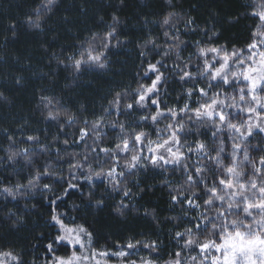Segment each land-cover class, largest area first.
Here are the masks:
<instances>
[{"label": "trees", "instance_id": "obj_1", "mask_svg": "<svg viewBox=\"0 0 264 264\" xmlns=\"http://www.w3.org/2000/svg\"><path fill=\"white\" fill-rule=\"evenodd\" d=\"M253 2L55 0L48 10L44 0H0V253L11 252L21 264H49L51 255L45 246L60 234L51 220L55 211L64 224L83 225L92 234V250L118 251L132 243L142 259L153 264H170L176 259L175 252L181 253L184 262L191 250L197 249L183 248L185 240L203 239L191 221L196 218V223H202L199 217L205 209L176 204L171 197L177 194L174 189L189 187L185 181L191 172L198 181L191 190L209 198L204 189L205 184L207 188L214 186L216 176L211 169L215 164L197 153L195 144L201 141L214 149L219 133L214 137L210 123L196 119L189 110L184 121H179L184 124L181 141L193 148L191 153L185 151L188 171L182 166L158 167L162 163L152 165L149 161L129 171L126 161L130 156L116 152V145L127 138L131 147L133 131H143L151 140L154 135L148 121L137 124L151 112L139 109L132 119L134 112L126 110V105L137 99L139 85H151L153 76L149 78L145 71L149 63L158 60L161 72L170 74L167 90L159 99L163 109L179 106L187 99L188 89L204 88L208 97L218 92V81H212L211 88L199 74L182 81L180 69L186 63L192 73H197L196 65L203 68L198 48L245 49L259 24L251 15ZM37 10L42 17L40 27H33L28 20L36 19ZM169 14L171 21L164 24ZM189 19L193 21L190 25ZM113 27L115 33L108 37ZM171 37L178 40L173 42ZM149 40L155 45L147 43ZM99 53L104 54L103 67L85 62L79 69L75 67L76 60L83 57L86 61V54ZM116 93L121 94L118 107L111 103L117 99ZM208 97H202L205 103ZM49 111L57 118H47ZM68 116L74 118L73 123L68 122ZM101 117L103 125L93 133L92 122ZM259 122L264 126V120ZM119 124L124 125L123 132ZM240 126L244 131L247 123ZM81 129L89 131L83 140ZM30 136L38 140H28ZM238 141L255 146L259 154L264 151V132L254 130L246 140ZM23 149H28L27 154ZM101 149L114 151L109 155ZM261 157L264 155H259L258 162ZM77 164L82 167L72 169ZM113 167L124 173L116 177L118 184L106 175ZM196 167L206 169L203 180L192 171ZM260 171L264 172V165L260 164ZM45 172L50 175H42ZM69 181L76 187L69 188ZM45 184L51 192L43 188ZM5 188H11L12 194ZM54 193L62 196L55 204ZM203 199L197 198V202L203 205ZM210 211L207 215L214 217ZM185 229H193V236L176 237V232ZM153 242L154 250L143 246ZM54 249L57 256L64 257L72 251L64 243L54 244Z\"/></svg>", "mask_w": 264, "mask_h": 264}, {"label": "snow or ice", "instance_id": "obj_2", "mask_svg": "<svg viewBox=\"0 0 264 264\" xmlns=\"http://www.w3.org/2000/svg\"><path fill=\"white\" fill-rule=\"evenodd\" d=\"M55 3V0H44V5L50 6ZM254 11L251 15L255 18H258L259 24L256 25L255 31L252 33V42L249 43L245 49H235L233 48L231 52H228L224 49L223 46L220 48H198L197 55L203 61V68L199 65H196L197 73H192L188 70V64H185L183 69H180V80L190 81L199 74L204 79L208 80V87H212V81H218L217 87L220 85H229V86H238L241 81L244 82V87H237V92L239 94V102H242L245 105H248L246 108H239V111L249 114V121L252 120V117L255 116L257 121L255 123H247L246 129L241 130L235 123H233L234 117L231 113L226 114V108H237L238 102L235 95L228 96L225 95L224 98H220L222 93L215 92L211 97H208V92L204 88H198L197 91L202 97H208V102L200 104L198 108L191 109L195 113L196 118L206 119L210 126L214 129L212 135L215 137L217 133H223L226 129L231 130L235 133L233 137V151L231 153V159L233 161L231 166H228L224 169L228 179L219 178L217 181H213V187L207 188L205 184L204 195L207 199H203L200 192L192 191L191 186L198 183V181L193 177L191 172H188L185 183L189 186L187 189H174L177 192L176 195L171 197V200L176 204L188 205L190 208H201L204 207V212L201 213L199 219L202 223H196V218L192 219L193 227L196 231L206 233V238L204 240L192 239L189 238L185 240V243L182 245L183 248H198L202 254V259L200 264H264V172H261L259 169H255L253 165L254 175L248 181L246 186L241 182L240 178L245 175L242 168L236 164V159L238 152L241 150V143L235 142L237 139L240 141L246 140L248 136L253 134L254 130L259 132H264V126L259 122L264 120V95L259 93H264V0H254L253 5ZM41 15L39 10L36 13V19L33 20L29 17L28 22L33 27H40ZM172 15L165 17L163 23L169 24L171 21ZM117 17H113L114 21H117ZM193 21L189 19L188 24H192ZM115 33V28L113 27L111 31L107 33L108 37L113 36ZM168 36L166 32L164 34ZM215 35V33H214ZM93 40L96 39L94 36ZM173 42L178 40V37H171ZM147 43H152L155 45V42L149 40ZM180 43H183L182 41ZM198 43V42H197ZM106 47V45H105ZM171 50V49H170ZM247 53V55H245ZM168 52H165L167 55ZM209 54H211V61L208 59ZM103 53L98 55L88 56L89 61L96 62L100 64L101 67L104 66L101 63V58ZM144 55V53H142ZM86 61L81 60L75 61V67L79 69L81 63ZM161 64V61H156L155 64L149 63L145 75L149 73L155 75V79L152 80L150 86H145L143 84L139 85L135 89V93L138 96V99L135 103L140 107H147L148 102L156 106V112L150 116L142 117L141 119L147 121L151 120L153 123H156L159 118H162L167 113L170 117H176L179 115L174 109L168 108L165 111L160 110L159 108V89L157 87L158 83L163 77V73L160 72L157 65ZM231 77V79H230ZM150 78V76H149ZM120 93H116L117 99L113 100L111 103L114 107H118V98ZM187 95L190 98L192 96V89L187 90ZM247 96V98H246ZM42 100H47V97H41ZM50 102V101H49ZM127 109H132V104L126 105ZM188 103L184 104V107L179 109V112L187 113L189 111ZM47 118L56 119V115L52 111L47 113ZM74 118L68 116V122L73 123ZM88 121H85L87 124ZM103 125V117L97 121L92 122V132L95 133ZM117 127V125H112ZM118 127L123 132L124 125L119 124ZM184 124L178 121L174 123L167 124L164 131L166 136L157 137L156 141H153L148 138V134L140 131L131 134V147H129L130 141L125 138L122 140L121 144L116 145L115 151L120 153H128L130 160L126 161V166L131 171L135 169L138 164L143 160V153L145 147L147 151L152 153L148 159H150L153 165H157L159 162L163 164H177L181 165L185 171H188L186 161V153L181 151L185 147V143L181 142L180 135L178 133L183 132ZM158 133L160 129L156 130ZM89 136V131L87 129L80 130V139L83 140L85 137ZM100 137L97 136L96 139ZM11 139V138H10ZM28 140H38V137H28ZM68 140L63 141L64 144H68ZM155 145V147H153ZM175 148V151L173 149ZM27 154L28 149L22 150ZM101 151L106 154H111L114 150L111 149H101ZM195 151L202 154L209 161H212L216 166H222L223 157L221 153L224 152V141L220 139L219 144L216 148L210 149L208 145L204 142L197 141L195 144ZM215 152V155L212 152ZM187 152H193L192 147L187 148ZM165 154H167L171 159H166ZM16 153H13L12 156H15ZM12 156L9 159H12ZM243 158L246 161H249V156L247 149L243 150ZM87 160V157L84 158ZM118 163V161H117ZM252 163V161H249ZM261 165H264V157H261L259 160ZM72 169L76 167H82V165H72ZM206 169L201 167H196L192 169L197 175L201 177V180L204 179L203 172ZM259 173L261 183L258 186L255 174ZM40 173L37 174V179L40 178ZM42 175H50L48 172L43 173ZM96 176L102 175V173H95ZM107 176L112 177L116 181V184L119 183V180H116L117 176L122 177L123 172H116V168L113 167L109 169L106 173ZM91 177H88L90 179ZM235 181V182H234ZM32 184V181H29V185ZM22 187L17 185V188ZM69 188H75L76 185L68 182ZM43 188L48 191H52L51 187L47 184L43 185ZM251 190V198L248 194ZM5 192L12 194L11 188H5ZM65 195L67 190H65ZM54 195L52 201L55 204L56 200L62 199V196ZM125 195H128L125 192ZM197 198L203 199V205L197 202ZM216 202L224 207L223 211L217 210L214 217H209L207 211L209 208L214 206ZM121 211V209H117ZM237 214L236 219L230 218L233 213ZM239 213H243V216H239ZM59 213L53 212L51 216L52 222H54L60 229L59 235L55 236L53 241L49 242L45 247L47 253L51 255V261L49 264H108V257L117 256L120 258L128 257L129 252L121 250L118 252H109V251H96L89 250L86 247V243L90 246L92 242V234L83 225H76L74 227H68L64 224V221L60 218ZM193 229H185L183 233L176 232L175 235L178 238L183 239L184 237H192ZM65 243L69 246L72 251L66 257L57 256L55 254L54 244ZM140 241H137L136 244H140ZM150 250H154L156 243L144 244L143 245ZM128 249H135L136 245L128 243L126 246ZM79 248V253L76 249ZM215 253V254H213ZM176 259L170 264H182L181 253H174ZM0 264H6L4 258H10L13 264H21V261L18 256L13 255L11 252L0 253ZM99 257V259H97ZM192 260L195 261L196 258L192 257ZM127 264H136L135 261L129 260ZM141 264H152L150 260H141ZM187 264V262H183Z\"/></svg>", "mask_w": 264, "mask_h": 264}, {"label": "rangeland", "instance_id": "obj_3", "mask_svg": "<svg viewBox=\"0 0 264 264\" xmlns=\"http://www.w3.org/2000/svg\"><path fill=\"white\" fill-rule=\"evenodd\" d=\"M89 55L95 56L93 54H86L85 56H87V58H86V62L85 63H96V62L88 60V56ZM245 55H247V53ZM199 59L201 60V63L203 64L202 59L201 58H199ZM208 59L211 61V56H209ZM157 67L159 68V70L161 72L162 67L159 66V65H157ZM162 73L164 75H163L161 81L157 85V87L159 89V96H158L159 99L161 98L162 95H164V93L167 90V86H168L167 85V80H168L169 75H170L167 70H165V72H162ZM150 74L151 73H149L146 76H149ZM152 76H153L152 80L155 79V75L152 74ZM230 79H231V77H230ZM222 86H224V87H222V88H220V86L218 87L219 88L218 92L222 93L220 98L223 99L225 95H228V96L235 95L237 100H238V102H239V94L237 92V87H244V82L243 81H241L238 86H229V85H222ZM197 89L198 88H196V89L193 88L192 96L189 98L188 95H187V99H185L182 103H180L179 106H176L174 108V110L179 113L178 116L173 118V117L168 116L167 113H166L165 116L162 117V118H159L156 123H153L150 119L147 120L148 123H149L148 124L149 128H150L149 130L152 131L153 135H154V139H152L153 141L157 140L158 135L159 136H166V132L164 131V129H165V126L167 124L174 123V121H178V122L179 121H184L183 118L186 117L187 113L179 112V109L184 107V104L186 102L188 103V106H189L190 110L192 109L190 107H193V106L197 107L199 104H203V103L206 102L204 100V98H202V97H200L198 95ZM260 94L264 95V93H260ZM246 98H247V96H246ZM137 99H138V96H137ZM135 101H133L131 103L133 105V108L132 109H128V111L130 113L134 112L132 119H134L136 117V115L138 116L137 110H139V109H148L149 112H151V114H154L156 112V110H157L156 106L152 105L150 103V101L148 102L147 107H140V106H138L135 103ZM239 103H241L242 107H240V105H238L237 108H226L225 109V113L226 114L231 113L232 117H234L232 122L235 123L242 130L245 125L242 126V127L240 125H242L243 123H249V122L255 123L257 121V118L255 116H253L252 120L249 121V114L239 111V108H246V107H248V105H245L242 102H239ZM159 108L162 111L166 110V109H163L160 104H159ZM126 110H127V108H126ZM144 121L145 120L140 119V120L137 121V124L141 125V124H143ZM157 129H160L161 131L158 133L156 131ZM218 136L219 137H217V139H223V141H224L225 152H224V158H223L222 166L218 167V166L214 165V167L211 169L212 172H214L215 176H216L214 181H217L219 178L228 179L224 169L226 167H228V166H231L232 163H233V161L231 159V153L233 151L232 145H233V137L235 136V133H233L231 130H227L226 129L223 133H219ZM219 141L216 140L215 144L217 142H219ZM181 142L184 143V141H181ZM235 142L240 143L238 141V139ZM241 146H242L241 150L238 152V155H237L236 164L239 166V168L243 169L245 175L243 177H241L240 180H241L242 183H244L247 186L248 185V181L251 178H253V175H254L253 165H254L255 169H259L260 170V164L258 162V157H259V155H264V151H262V154H259L260 150L258 151L255 146L251 147V146L245 145V144L244 145L241 144ZM153 147H155V145H153ZM245 148L247 149V152H248L249 161H252V163H249V161H246L243 158V150ZM186 150H187V146H186V143H185V147L182 148L181 151L185 152ZM173 151H175V148L173 149ZM142 155H143L144 158L141 161L140 165H144V163L148 162V161L151 162L150 159H148V157H150L152 155V153L148 152L146 147H145V151H144V153ZM165 156H166V159H171V157H169L167 154H165ZM161 163L162 162H159L158 164L161 165ZM184 163H185V161H184ZM162 165L163 166H158V167L171 168V167H177V166L179 167V166H181V165H177V164H173V163H169V164H163L162 163ZM255 179H256V182H257V184L259 186L260 183H261V180H260V177H259L258 173L255 174ZM248 194H249V196L251 198V190H249ZM210 210L211 211H210L209 215L212 216V215H216L217 210H224V207L220 204V202H216V204L214 206H212L210 208ZM242 216H243V213H241V217ZM235 217H237V214L234 212L230 216V218L233 219ZM66 225L68 227L76 226V225H69V224H66ZM59 231H60V229H59ZM206 235H207L206 233H203V232L200 233L199 236H201L203 238V239H201V241L206 238ZM86 247H88L90 251L92 250L91 247L87 243H86ZM121 250L129 252L130 255L128 257H124V258H120V257H117V256H110V257L107 258L108 259V264H127V262L129 260L135 261L136 264H141V260H142L143 257H141L139 255L140 253L137 251L136 248L135 249H128V248L125 247V248L119 249L118 251H121ZM76 251L79 253V251H80L79 248H77ZM118 251L116 250V251H109V252H118ZM213 254H215V253H213ZM192 257H195L198 260L193 261ZM0 258H2V257H0ZM4 259L6 260V264H13V262L10 260V258H4ZM97 259H99V257H97ZM201 259H202V254L200 253L199 249L197 248L196 250H193V249L191 250V252L189 253V256L185 258V261L187 262V264H200ZM143 260H146V259H143ZM181 260L183 262L184 257ZM205 264H207V262H205Z\"/></svg>", "mask_w": 264, "mask_h": 264}]
</instances>
